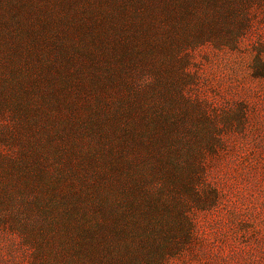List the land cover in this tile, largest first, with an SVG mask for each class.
Returning <instances> with one entry per match:
<instances>
[{
    "label": "rangeland",
    "instance_id": "obj_1",
    "mask_svg": "<svg viewBox=\"0 0 264 264\" xmlns=\"http://www.w3.org/2000/svg\"><path fill=\"white\" fill-rule=\"evenodd\" d=\"M169 1L93 44L0 0V264H264V0Z\"/></svg>",
    "mask_w": 264,
    "mask_h": 264
},
{
    "label": "trees",
    "instance_id": "obj_2",
    "mask_svg": "<svg viewBox=\"0 0 264 264\" xmlns=\"http://www.w3.org/2000/svg\"><path fill=\"white\" fill-rule=\"evenodd\" d=\"M54 4L57 13L52 16L57 23L56 31H61L58 36L64 41H71L80 32L76 25L84 22L90 23L93 28L92 43L100 41L105 43L106 38L112 37L115 32L126 33L134 36L135 43H139V35L144 38L150 37L145 31V23L149 22L154 15H165L174 8V3L167 0H49ZM45 3V0H29L27 4L18 5L13 12L25 21L36 19L42 13L37 7ZM189 0L183 1V4ZM190 3V2H189ZM188 3V4H189ZM147 20V21H146ZM151 22V21H150ZM88 26V25H87ZM145 31V32H144ZM83 38L85 36L81 33ZM89 45L88 43H86ZM97 48V47H96ZM67 48L60 47V50ZM117 49V48H116ZM121 51L118 49L113 54L118 58ZM80 58L81 65L87 67L92 63L91 56L86 54ZM127 58V57H126ZM133 61V59H131Z\"/></svg>",
    "mask_w": 264,
    "mask_h": 264
}]
</instances>
